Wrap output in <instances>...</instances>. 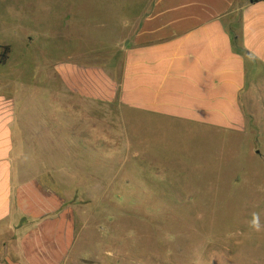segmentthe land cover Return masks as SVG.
I'll return each instance as SVG.
<instances>
[{
	"label": "rangeland",
	"instance_id": "374dc122",
	"mask_svg": "<svg viewBox=\"0 0 264 264\" xmlns=\"http://www.w3.org/2000/svg\"><path fill=\"white\" fill-rule=\"evenodd\" d=\"M90 11V0H0V54L10 50L0 80L33 93L38 103L24 109H43L58 67L104 65L109 56L89 54L99 43L90 22H74ZM70 96L80 127L67 119L64 145L23 152L64 201L73 226L65 264H264V117L247 120L246 133L203 135L139 117L119 95Z\"/></svg>",
	"mask_w": 264,
	"mask_h": 264
},
{
	"label": "crops",
	"instance_id": "0c3cea01",
	"mask_svg": "<svg viewBox=\"0 0 264 264\" xmlns=\"http://www.w3.org/2000/svg\"><path fill=\"white\" fill-rule=\"evenodd\" d=\"M90 10L74 22H90L99 43L89 54L109 56L104 65L55 69L42 110L24 109L38 101L33 93L25 99L0 80V264H65L71 251L64 201L23 153L64 145L67 119L80 127L81 113L65 107L71 94L119 95L139 117L203 135L246 133L247 120L264 117V0H90Z\"/></svg>",
	"mask_w": 264,
	"mask_h": 264
},
{
	"label": "trees",
	"instance_id": "16d2710c",
	"mask_svg": "<svg viewBox=\"0 0 264 264\" xmlns=\"http://www.w3.org/2000/svg\"><path fill=\"white\" fill-rule=\"evenodd\" d=\"M257 1L259 0H252V2H257ZM9 53H10L9 47H7L6 50H3V53L0 54V64H3L8 60Z\"/></svg>",
	"mask_w": 264,
	"mask_h": 264
}]
</instances>
